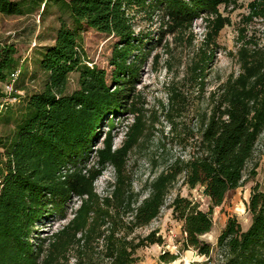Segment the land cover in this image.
Returning <instances> with one entry per match:
<instances>
[{
  "label": "rangeland",
  "instance_id": "rangeland-1",
  "mask_svg": "<svg viewBox=\"0 0 264 264\" xmlns=\"http://www.w3.org/2000/svg\"><path fill=\"white\" fill-rule=\"evenodd\" d=\"M66 1L24 0V13L0 12V43L16 46L21 68L14 86L21 91L18 100L0 96V136L15 129L26 109V96L44 89L48 72L40 66L42 52L55 42L61 17L74 25ZM128 14L138 38L126 61L137 69L130 82L133 89L126 103L118 104L117 113H107L99 123L88 150L61 169V179L71 172L80 174L82 193L55 198L59 204L51 201V212L31 236L36 264H84L86 257L106 264L114 235L139 238L152 230L162 234L164 243L138 248L139 259L132 264H161L165 250L186 257L181 249L183 224L169 206L181 194L210 210L203 185L190 188L184 173L179 174L159 216L144 226L131 225L127 207L149 195L148 185L161 171L189 159L203 120L221 104L240 97L264 102V0H226L182 26L158 6L132 5ZM79 40L85 61L107 71L112 89L116 83L122 87L126 75L121 82L111 81L110 59L118 38L85 27ZM78 86L79 73H70L67 90ZM256 143L241 184L212 208L214 225L201 238L214 247L229 216L243 229L252 223L247 206L252 188L264 190V131ZM189 250L194 251L190 264H218L221 257L216 248L209 261Z\"/></svg>",
  "mask_w": 264,
  "mask_h": 264
},
{
  "label": "trees",
  "instance_id": "trees-1",
  "mask_svg": "<svg viewBox=\"0 0 264 264\" xmlns=\"http://www.w3.org/2000/svg\"><path fill=\"white\" fill-rule=\"evenodd\" d=\"M47 4V0H40ZM226 0H68L73 24L61 17L54 43L46 46L40 60L48 72L44 89L26 96V109L17 119L11 134L0 136V264H36L31 236L36 225L51 212L55 198L65 199L71 192L82 193V178L61 169L86 152L99 123L107 113H117L118 104L126 103L137 69L127 65L134 49L133 22L128 14L132 5L148 4L164 10L177 26L192 22L201 12H212ZM24 0H0V12L22 14ZM112 34L118 38L110 63L114 65L112 82L107 71L90 66L84 59L79 40L81 28ZM119 45H123L119 47ZM133 45V46H132ZM17 48L0 43V96L2 84L19 64ZM79 73V86L67 90L69 74ZM127 73V74H126ZM1 114V111H0ZM1 116V115H0ZM264 131V102L240 97L228 100L206 116L200 126L196 147L187 160L175 161L149 183V195L126 210L131 225L144 226L159 216L171 185L184 173L189 187L203 185L210 197V210L199 202L177 194L170 203L173 217L181 221V249H194L208 260L216 248L218 264H264V190L254 185L247 204L252 223L243 229L241 222L229 216L218 235L217 245L201 238L214 225L212 208L223 203L229 190L237 188L252 160L259 136ZM54 203V204H55ZM57 208V207H54ZM137 239V240H136ZM162 234L152 230L144 237L114 235L106 264H132L138 248L163 244ZM178 253L165 250L161 261L170 262ZM84 258V257H83ZM87 258V259H86ZM84 258V264L91 257Z\"/></svg>",
  "mask_w": 264,
  "mask_h": 264
},
{
  "label": "built area",
  "instance_id": "built-area-1",
  "mask_svg": "<svg viewBox=\"0 0 264 264\" xmlns=\"http://www.w3.org/2000/svg\"><path fill=\"white\" fill-rule=\"evenodd\" d=\"M21 72V68L20 67H16L15 70H13L11 72V74L9 75V78L7 79L6 82H4L2 85H3V89H4V92H5V96L6 94L8 95V101H12V102H15L16 100H18V97H19V93L21 92L19 89L15 88V82L17 81V79L19 78L20 76V73ZM18 92V93H16ZM4 96V97H5ZM7 100L5 99V103L7 102ZM1 106H4V103L2 102L1 103Z\"/></svg>",
  "mask_w": 264,
  "mask_h": 264
},
{
  "label": "crops",
  "instance_id": "crops-1",
  "mask_svg": "<svg viewBox=\"0 0 264 264\" xmlns=\"http://www.w3.org/2000/svg\"><path fill=\"white\" fill-rule=\"evenodd\" d=\"M189 252V253H188ZM184 253H186V257H184V258H180V256H178V258L177 259H175V260H173V261H170V262H165V261H161L160 260V263L161 264H175V263H177L178 261L179 262H183V261H185L184 262V264H190V262H192L193 260V258L191 257L192 255H193V253H194V251H191V250H184ZM188 253V254H187ZM189 257H190V259H189Z\"/></svg>",
  "mask_w": 264,
  "mask_h": 264
}]
</instances>
